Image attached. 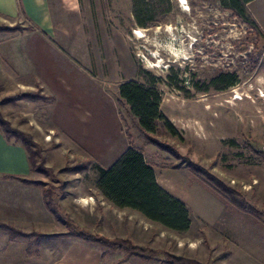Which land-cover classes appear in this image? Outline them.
I'll use <instances>...</instances> for the list:
<instances>
[{
  "label": "rangeland",
  "instance_id": "374dc122",
  "mask_svg": "<svg viewBox=\"0 0 264 264\" xmlns=\"http://www.w3.org/2000/svg\"><path fill=\"white\" fill-rule=\"evenodd\" d=\"M49 1L51 7L44 18L38 12L35 23L0 18V25L17 27L0 33V112L40 148L55 179L40 173L28 177L53 187L60 215L31 225L19 221L20 229L59 234L69 232L71 223L79 227L72 219L75 196L81 193L85 201L95 190L99 169L110 168L129 148L143 153L164 187L204 200L192 203L197 211L208 215L217 209L220 200L195 183L189 169L179 170L180 178L172 176L170 165L180 160L146 144L118 104L122 84L148 85L153 79L161 111L179 134L155 136L235 189L244 206L264 213V38L258 31L220 0H186L189 10L171 0L170 11L156 14L146 27L136 23L133 0ZM224 74L232 75L234 84L218 90L212 81ZM32 92L46 99L3 102ZM221 205L218 220L211 223L188 208L194 219L191 233L141 223L147 227L143 243L133 242L172 254L179 239L186 249L201 238L209 258L220 253L227 264H257L252 257L264 261V215ZM74 238L36 243L34 237L10 240L0 230V264H51ZM94 246L112 253L105 264L136 254Z\"/></svg>",
  "mask_w": 264,
  "mask_h": 264
},
{
  "label": "trees",
  "instance_id": "16d2710c",
  "mask_svg": "<svg viewBox=\"0 0 264 264\" xmlns=\"http://www.w3.org/2000/svg\"><path fill=\"white\" fill-rule=\"evenodd\" d=\"M250 1L220 0L224 9L231 11L233 15L241 19L250 30H256L261 34L258 24L246 7ZM172 6L171 0H133L132 12L137 25L146 27L157 15L168 13ZM16 30L17 27L0 25V33ZM234 81L235 79L232 75L224 74L214 79L212 85H216L218 90H226L234 84ZM156 82L157 79H153L151 84L146 85L130 81L120 86L118 104L127 112L133 126L139 131L140 137L146 144L158 150L172 152L180 160V163L171 164L170 167L173 170L189 169L192 180L213 194L223 204L247 210L255 216L264 215V213L254 206H244L238 199L235 189L226 185L199 163L189 157H184L166 142L155 136L166 133L174 137L179 136L173 124L161 111L162 98L155 85ZM199 91H204V89H200ZM18 99H28L37 102L46 99V97L39 92L22 93L4 99L3 102L15 103ZM0 134L8 144L20 146L24 149L31 173L46 174L52 177V180L55 179L52 171L45 167L41 150L32 138L28 134L13 128L1 112ZM2 178L14 179L24 185L44 187L43 195L48 209L57 217L60 216L58 207L53 204V187L49 188L48 184L44 181L20 175H4ZM96 187L106 200L118 209L138 211L148 220L159 223L179 234H184L190 229L191 215L188 207L159 185L153 166L146 161L143 153L135 148H129L110 168H100ZM61 221L65 222L66 220ZM71 225L72 228L67 233L45 234L36 231L26 233L10 221L0 220V230L7 231L10 234V240L17 238L32 240L34 237V241L39 243L44 238L74 236L80 238L85 243L90 244L95 242L109 246L111 249H125L129 253L161 255L173 264H202L198 260L177 257L166 250L143 249L136 246L130 240H112L104 236L92 234L72 223ZM108 254L106 251L102 252V261H105Z\"/></svg>",
  "mask_w": 264,
  "mask_h": 264
},
{
  "label": "crops",
  "instance_id": "0c3cea01",
  "mask_svg": "<svg viewBox=\"0 0 264 264\" xmlns=\"http://www.w3.org/2000/svg\"><path fill=\"white\" fill-rule=\"evenodd\" d=\"M48 7H51L49 0H0V18L8 20L10 17H20L28 23H35L38 12L39 16L44 18L45 10ZM246 7L258 24L261 35L264 38V0H251L247 3ZM43 20L40 21L42 24H44ZM179 172V170H173L172 176L180 178ZM29 174H31L30 165L24 149L20 146L15 147L14 145L8 144L0 134V220L10 221L18 226L17 222L19 221H22L23 224L29 223L30 225L37 224L38 222L42 223L48 219L49 214L56 218L48 209L44 199V187L24 185L14 179L2 178L4 175L28 177ZM157 180L163 189L192 210L194 216H199L208 223L218 220L222 210L221 204H223L221 201L215 204L217 209H213L206 215L197 211L198 207H195L197 203L203 202L204 200H201V198L193 199L187 194L179 193L178 190L166 188L160 183L158 178ZM182 183L184 184V182ZM94 186V192L89 193L85 201L81 193L75 196L79 200H75L73 208L74 216H72V219L79 227L87 231L99 233L109 239L124 238L123 240H128L130 238V241L136 243H143L141 240L143 239L142 235L147 233V227H140L141 223L160 225L164 229L163 231L176 233L159 223L148 220L138 211L116 208L100 193L96 187V183ZM172 186L174 187L175 185L173 184ZM192 203L195 206H192ZM193 225L194 219L191 217V226L188 233L192 232ZM18 227L21 228L20 226ZM200 239H194L193 241L198 242V244H190L186 249H183L182 239H179L176 251H173L172 254L174 253L175 256L198 260L203 264H227L223 258H219L220 253H217L214 258H209L210 254L207 253ZM256 247L258 249L259 244H254L253 248ZM62 249L51 264H105L112 254L109 253L105 261H102L101 254L105 251L95 247L94 243L89 244L83 242L78 237H75L74 240L67 243ZM169 250L171 251V249ZM262 250L264 251V244ZM129 257L132 258L127 259L125 257V259H120L118 262L109 264H173L161 255L131 254ZM252 260L253 263L264 264L261 258L257 257L256 259L252 257Z\"/></svg>",
  "mask_w": 264,
  "mask_h": 264
},
{
  "label": "bare ground",
  "instance_id": "6f19581e",
  "mask_svg": "<svg viewBox=\"0 0 264 264\" xmlns=\"http://www.w3.org/2000/svg\"><path fill=\"white\" fill-rule=\"evenodd\" d=\"M179 3H180L181 5H184V6H185V7H184L185 10H189V7H187V6H188V3H187L186 0H179ZM136 32H138V31H136ZM138 34H139V33H138ZM260 97H261V98H264V94H261ZM238 98H239V97H237L236 99H238Z\"/></svg>",
  "mask_w": 264,
  "mask_h": 264
}]
</instances>
